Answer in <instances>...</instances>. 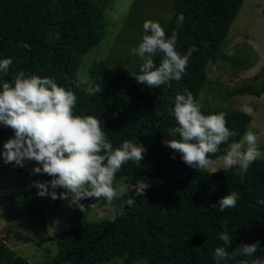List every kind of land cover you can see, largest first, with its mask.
Segmentation results:
<instances>
[{"label":"trees","instance_id":"trees-1","mask_svg":"<svg viewBox=\"0 0 264 264\" xmlns=\"http://www.w3.org/2000/svg\"><path fill=\"white\" fill-rule=\"evenodd\" d=\"M242 3L243 0H172L174 14L181 16L180 23L172 16L160 25L166 36L177 34L176 50L181 55L193 46L196 51L180 80L171 81V87L157 88L135 80L142 61L128 50L144 34L135 29L142 27V22H133L136 11L128 16L127 36L120 47L106 57L92 59V52L105 37V2L0 0V59H12L4 79L11 81L20 71L26 76L51 77L76 94L74 115H92L101 121L113 147L128 139L146 148L141 161H128L115 174L114 182L123 179L128 187V192L111 202L117 211L122 205V212L114 220L109 217L86 222L92 206L100 199L81 200L84 209H74V220L56 241L57 250L49 264H101L122 255V264L138 260L147 264H214L213 250L222 245L218 234L223 230L232 239L226 264L249 259L237 254L242 243L260 241V250L253 258L264 256V206L255 204L264 198V160H255L241 179L230 168L199 171L187 166L179 154L173 158V152L163 143L178 139L169 135V129L176 124L168 111L174 106L175 96L188 89L200 103V93L209 82L208 66L226 58L223 47ZM134 32L140 35L138 39H133ZM18 42L28 47H20ZM153 59L157 64L160 61L158 55ZM85 63L88 77L82 82L78 72ZM93 84L102 89L94 96L86 91ZM225 89L226 98H259L264 92V80L258 89L249 84ZM200 109L204 115L224 112L226 126L237 133L220 146L222 151L208 154L214 161L222 157L232 140H239L246 132L252 116L218 104L200 105ZM12 136L11 128L0 126V150L2 141ZM35 165V161L25 162L31 171L28 175L20 168L18 175L22 178L18 184L27 201L26 226L42 236L46 232L45 214L33 182L51 177L33 174ZM137 191L143 194L137 195ZM231 191L239 195L235 207H213ZM129 196H135L132 205H127ZM0 264L32 263L0 241Z\"/></svg>","mask_w":264,"mask_h":264},{"label":"clouds","instance_id":"clouds-1","mask_svg":"<svg viewBox=\"0 0 264 264\" xmlns=\"http://www.w3.org/2000/svg\"><path fill=\"white\" fill-rule=\"evenodd\" d=\"M142 28L144 34L139 43L128 50L142 61L135 80L148 87H171V81L182 78L196 48L190 47L181 55L176 50L175 32L166 36L164 28L153 20H145ZM18 46L28 47L21 42ZM157 55L160 57L158 64L153 59ZM11 64L10 57L0 59V126L13 131V136L3 143L0 158L5 164L14 163L19 167L26 161H35L32 173L51 177L33 182L38 196L53 200L70 197V203L81 210L84 206L80 201L90 197L111 203L118 191H125L122 187H114L115 174L128 161H141L146 148L128 139L113 147L101 121L92 115H74L76 94L59 86L51 77L26 76L20 71L13 80H5ZM101 90L98 84L86 89L92 96ZM242 110L248 115L254 111L247 105ZM168 111L176 121L169 135L178 136V139L164 140V145L173 152V158L179 154L187 166L199 171L211 163L209 153L222 151L220 146L237 135L226 126L224 112L204 115L199 101L188 89L175 96L174 106ZM223 153L224 167L234 169L241 179L262 155L257 146V134L250 130L239 140H232ZM58 188L63 189L59 194ZM142 194L137 191V195ZM238 199V193L231 191L213 207L218 206L220 210L235 207ZM134 202L135 196H129L127 205ZM255 204L264 206V198L257 199ZM122 210V205L120 211L113 208L110 219L114 220ZM218 238L222 245L213 250V261L226 264L232 239L227 230L221 231ZM258 250L260 241L240 244L237 254L249 258L241 260L240 264H249V260L251 264H264V256L253 258Z\"/></svg>","mask_w":264,"mask_h":264},{"label":"rangeland","instance_id":"rangeland-1","mask_svg":"<svg viewBox=\"0 0 264 264\" xmlns=\"http://www.w3.org/2000/svg\"><path fill=\"white\" fill-rule=\"evenodd\" d=\"M96 1L102 5L105 2L106 5V32L100 46L93 49L92 59L106 57L114 49L120 47L124 37L127 36L125 33L126 28H129L127 19L132 11H136L138 14L137 19L133 20L134 24L142 22L141 26L145 20L157 21L159 24L168 21L172 16L177 17V23H180L181 20V16L178 17L177 14H174L171 6L172 0ZM135 29L143 31L142 27ZM137 35L138 32H134L133 39L136 37L138 39L140 35ZM223 55H226L225 59H218L216 63L210 64L207 68L209 82L205 90L200 93V105L213 107L218 104L221 107L242 112L243 106L252 107L254 110L251 115L252 121L246 131L250 130L257 134V146L262 153L258 159L264 160V92L259 98L247 95L226 98V94H224L225 88L233 89L247 84L258 89L264 80V0H243L241 9L229 30L223 47ZM130 57V62L133 63L134 59L132 56ZM237 62H240V65H237ZM127 67L128 69L132 68ZM87 69L88 63H85L82 70L78 72V78L82 82L88 77ZM252 77L259 78L254 81L251 80ZM6 140L2 141V147ZM20 168L28 175L30 174L31 169L28 166L19 167L14 163L5 164L0 158V241L32 264H49L57 250L56 241L68 230L74 220L76 206L70 203V197L53 200L48 196H39V202L42 204L45 214L46 232L39 236L31 231L26 226L28 222L27 201L18 184L22 178L18 175ZM224 168L226 167L219 157L211 161L206 169L218 171ZM26 182L27 180L22 181V183ZM114 187L125 189L124 192L118 191L116 196L128 192V187L123 179L115 181ZM56 191L59 194L63 189L58 188ZM112 214V204L100 199L97 204L92 206L85 221H99L111 217ZM124 259L125 255H122L101 264H122ZM133 264H147V262L138 260Z\"/></svg>","mask_w":264,"mask_h":264}]
</instances>
